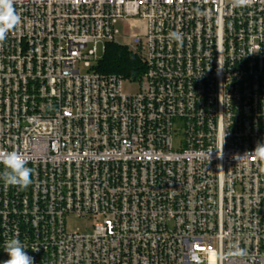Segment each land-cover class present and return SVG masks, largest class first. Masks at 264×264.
I'll list each match as a JSON object with an SVG mask.
<instances>
[{
    "label": "built area",
    "instance_id": "1",
    "mask_svg": "<svg viewBox=\"0 0 264 264\" xmlns=\"http://www.w3.org/2000/svg\"><path fill=\"white\" fill-rule=\"evenodd\" d=\"M13 6L0 151L34 174L0 179V264L17 234L33 264H264V161L237 158L264 143V0ZM110 43L141 57L138 82L96 71Z\"/></svg>",
    "mask_w": 264,
    "mask_h": 264
},
{
    "label": "clouds",
    "instance_id": "2",
    "mask_svg": "<svg viewBox=\"0 0 264 264\" xmlns=\"http://www.w3.org/2000/svg\"><path fill=\"white\" fill-rule=\"evenodd\" d=\"M253 0H233L235 7L250 6ZM15 0H0V42L7 38V34L20 23V15L14 8ZM172 39L180 42L182 40L181 33H170ZM221 66V65H220ZM218 69V72L222 70ZM222 103V102H221ZM226 132L224 134V137ZM252 156L257 160L264 161V143H258L251 153H245L243 157ZM29 161L24 158L18 151H0V165H3V172L0 173V179L6 185L27 188L32 183V175L34 169L28 167ZM26 247L21 243L18 234L13 238L4 241V251L8 254V259L2 264H33V257L29 256L25 251ZM33 250H38L34 248Z\"/></svg>",
    "mask_w": 264,
    "mask_h": 264
},
{
    "label": "trees",
    "instance_id": "3",
    "mask_svg": "<svg viewBox=\"0 0 264 264\" xmlns=\"http://www.w3.org/2000/svg\"><path fill=\"white\" fill-rule=\"evenodd\" d=\"M96 71L103 75H114L138 82L146 71V66L138 54L127 47L110 43L106 45L104 56L98 62Z\"/></svg>",
    "mask_w": 264,
    "mask_h": 264
},
{
    "label": "rangeland",
    "instance_id": "4",
    "mask_svg": "<svg viewBox=\"0 0 264 264\" xmlns=\"http://www.w3.org/2000/svg\"><path fill=\"white\" fill-rule=\"evenodd\" d=\"M119 44L124 45V46H130L132 45V40L126 37H120L118 39ZM104 56V48L102 45H100L98 47V57L102 59V57ZM138 87L135 86L133 88V90H137ZM68 230L71 232H76V231H82V232H90L91 231V227H92V223L86 222L84 220H77L75 218H70L68 220Z\"/></svg>",
    "mask_w": 264,
    "mask_h": 264
}]
</instances>
